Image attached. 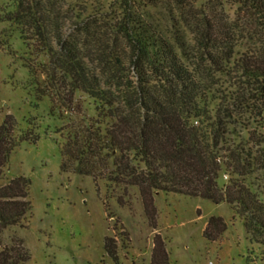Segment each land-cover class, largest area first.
Instances as JSON below:
<instances>
[{
    "label": "trees",
    "instance_id": "obj_1",
    "mask_svg": "<svg viewBox=\"0 0 264 264\" xmlns=\"http://www.w3.org/2000/svg\"><path fill=\"white\" fill-rule=\"evenodd\" d=\"M231 2L264 30V0ZM221 4H89L76 19L86 31V54L96 56L99 71L86 61L84 46L62 35L48 0H12L13 8L0 6V23L21 28L48 57L40 64L44 84L37 88L63 106L62 111L51 107V114L68 119L55 131L67 136L64 142L57 140L62 170L94 178L99 170L111 183L137 186L150 206L159 191L229 203L256 239L264 237V132L248 128L244 109L264 113L263 106L253 103L264 97V57L237 55L232 28L218 11ZM188 28L194 33L192 45L185 35ZM36 66L28 61L35 79ZM216 75L239 76L241 81L225 88ZM79 94L92 101L93 115L81 112ZM74 114L82 122L71 120ZM35 120L23 128L8 114L0 125V180L16 147L38 142L40 124ZM30 185L25 176L0 185V264L31 260L21 239H14V245L2 243L3 232L22 224L33 208ZM225 229L222 218L212 216L205 236L214 240ZM105 247L117 261L110 239Z\"/></svg>",
    "mask_w": 264,
    "mask_h": 264
},
{
    "label": "rangeland",
    "instance_id": "obj_2",
    "mask_svg": "<svg viewBox=\"0 0 264 264\" xmlns=\"http://www.w3.org/2000/svg\"><path fill=\"white\" fill-rule=\"evenodd\" d=\"M98 2L48 0L62 35L77 40L85 54L86 31L76 16ZM200 4L201 1L195 5ZM11 5L12 0H0V6L11 9ZM237 9L231 0H222L218 10L232 28L237 55L264 57V30ZM185 31L188 43L194 44L193 31ZM25 37L21 28L0 23V125L8 114L23 128L35 117L34 123L40 124L38 142H22L16 147L0 180L3 185L18 176L29 178L33 206L22 224L3 232L4 245H14V239H21L31 253L29 264H152L154 258L159 264L163 256L167 260L162 264H264V237L251 239L234 205L159 191L153 194L150 206L137 186L111 183L99 175V170L96 178L72 169L62 170L57 140L64 142L67 136L66 131H55L64 127L68 119L51 114V107L64 109L55 96H41V88L37 87L44 84L45 75L40 73V64L48 57L39 53V41ZM86 55L90 66L99 71L96 56ZM28 61L37 65V79ZM216 77L225 83V88L241 81L239 76ZM260 98L253 103L264 107V97ZM77 99L83 114H94L92 101L86 95L79 94ZM250 109H244L248 128L264 132V113L258 116L257 109ZM70 119L82 122L80 114ZM212 216L221 217L226 224L225 231L214 240L205 236ZM106 239H110L117 261L108 254Z\"/></svg>",
    "mask_w": 264,
    "mask_h": 264
}]
</instances>
